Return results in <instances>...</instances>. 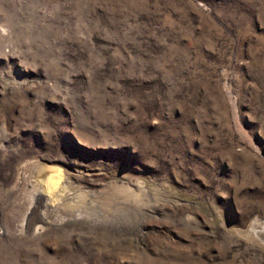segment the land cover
Instances as JSON below:
<instances>
[{
	"label": "rangeland",
	"instance_id": "rangeland-1",
	"mask_svg": "<svg viewBox=\"0 0 264 264\" xmlns=\"http://www.w3.org/2000/svg\"><path fill=\"white\" fill-rule=\"evenodd\" d=\"M0 264H264V0H0Z\"/></svg>",
	"mask_w": 264,
	"mask_h": 264
},
{
	"label": "bare ground",
	"instance_id": "bare-ground-1",
	"mask_svg": "<svg viewBox=\"0 0 264 264\" xmlns=\"http://www.w3.org/2000/svg\"><path fill=\"white\" fill-rule=\"evenodd\" d=\"M47 170H48V169H47ZM41 173H42V172H41ZM39 174H40V173H39ZM43 174H44V173H43ZM54 175H56V174H54ZM59 177H61V176H59ZM59 177H58V178H59ZM44 178H45V177H44ZM48 178H49V177H48ZM49 179H51V178H49ZM53 179H54V176H53ZM61 179H62V178H61ZM55 180H56V179H55ZM57 180H58V179H57ZM52 181H54V180H52ZM59 181H60V180H59ZM56 182H57V181H56ZM53 183H55V181H54ZM53 183H52V184H53ZM55 184H56V183H55ZM57 184H58V183H57ZM57 184H56V185H57ZM53 185H54V184H53ZM53 185H51V186L53 187ZM58 185H59V184H58ZM60 185H61V184H60ZM48 186H49V185H48ZM51 186H50V187H51ZM55 187H56V186H55ZM65 188H66V187H64V189H65ZM57 189H58V187H57L55 190H57ZM62 189H63V188H62ZM52 190H53V189H52ZM52 190H51V191H52ZM58 190H59V189H58ZM67 190H68V188H67ZM51 191H49V192H51ZM60 191H61V190H60ZM63 191H64V190H63ZM65 191H66V190H65ZM51 193H52V192H51ZM38 194H39V193H38ZM52 194H53V193H52ZM58 195H59V194H58ZM58 195H57V196H58ZM60 195H62L61 192H60ZM73 195H74V194H73ZM39 196H41V195H39ZM44 197H45V196H44ZM50 197H51V196H50ZM50 197H47V200H48ZM58 197H59V196H58ZM65 197H66V196H65ZM60 198H61V197H60ZM43 199H44V198H43ZM65 199H66V198H65ZM51 201H52V200H51Z\"/></svg>",
	"mask_w": 264,
	"mask_h": 264
}]
</instances>
